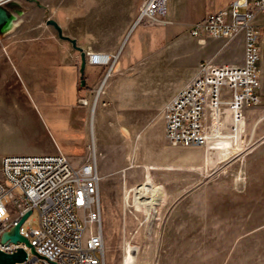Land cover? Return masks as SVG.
<instances>
[{"label":"crops","instance_id":"0c3cea01","mask_svg":"<svg viewBox=\"0 0 264 264\" xmlns=\"http://www.w3.org/2000/svg\"><path fill=\"white\" fill-rule=\"evenodd\" d=\"M126 1L131 11L138 12L143 0ZM233 1L167 0L163 15H158L154 23L135 25L118 47L81 39L80 30L72 29L71 25L80 21L79 10H75L80 0L72 1L69 20L53 16L54 9L59 13L58 0H48L39 8L45 23L31 16L14 37H7V45H0V161L4 155L62 153L76 163L90 154L94 141L96 150L118 155L120 170L133 167L145 140L151 139L152 145L154 141H167L164 111L162 123L157 122V111L164 110L178 90L196 75L203 61L244 64L245 29L231 38L206 32L195 36L190 31L192 25L222 10L227 12L226 20L231 21ZM87 5L103 6L104 12L112 8L111 0H89ZM12 17V28L0 32H9L17 25L18 18ZM48 19L57 21L62 30H71L63 34L75 40L83 51L117 54L103 93L96 96L105 66L86 64L81 72V52L70 40L61 38L56 28L47 24ZM253 23L264 25V12H257ZM257 45L260 82L256 91L261 102L247 110L246 124L259 112L264 113V39H259ZM185 68L189 73L154 105L161 75ZM263 120L261 115L257 122ZM246 134L247 125L238 134L213 136L207 151L220 158L232 155L231 161L239 159L247 150ZM109 136H120L119 142L130 143L129 147L124 149L120 142L115 151ZM261 141L264 135L257 137L253 146L261 145ZM145 169L150 172L155 167L151 163Z\"/></svg>","mask_w":264,"mask_h":264},{"label":"rangeland","instance_id":"374dc122","mask_svg":"<svg viewBox=\"0 0 264 264\" xmlns=\"http://www.w3.org/2000/svg\"><path fill=\"white\" fill-rule=\"evenodd\" d=\"M47 1L3 3L8 15H16L18 22L6 32L9 34L0 32V45H7V37H14L31 16L45 23L39 8ZM72 1L58 0L59 13L54 9L53 16L69 20ZM88 1L80 0L75 8L80 21L71 25L72 29L80 30L81 39L119 47L135 26L137 9L131 11L126 0H111L112 8L104 12L103 6H88ZM187 73L189 68L161 75L154 105ZM157 112V122L162 123L163 110ZM261 115L264 113L245 124L247 150L232 161V155L220 158L207 151L210 138L200 147L172 145L168 140L152 145L147 139L139 148L141 158L123 172L118 155L103 154L93 141L90 153H95L101 176L98 202L105 264H127L129 248H135L136 259L145 264H264V141L253 146L255 139L264 135V120L257 122ZM119 137L109 136L115 151ZM122 142L124 149L129 147L130 143ZM151 163L155 169L149 172L145 166ZM149 187L154 190L153 202L145 193ZM134 191L136 202L132 203Z\"/></svg>","mask_w":264,"mask_h":264},{"label":"built area","instance_id":"2783aa9c","mask_svg":"<svg viewBox=\"0 0 264 264\" xmlns=\"http://www.w3.org/2000/svg\"><path fill=\"white\" fill-rule=\"evenodd\" d=\"M167 0H143L135 25L154 23ZM245 8L242 12L240 9ZM264 12V0H234L231 21L222 10L192 25L191 33L231 38L246 31L244 64L203 61L196 75L164 107L165 136L172 145L203 146L220 134H238L246 112L260 104L257 93L259 48L264 25L253 18ZM117 54L85 51L86 64L105 66L96 96L103 93ZM264 116V115H263ZM0 250L12 254L25 249L27 258L16 264H105L104 232L98 193L101 176L93 153L72 163L62 153L4 155L0 161ZM17 190L19 192H17ZM11 208L15 213L11 214ZM31 210L20 227L37 254L24 242H3L2 236ZM36 212L37 217L32 218ZM29 222H36L35 224Z\"/></svg>","mask_w":264,"mask_h":264},{"label":"water","instance_id":"95a60500","mask_svg":"<svg viewBox=\"0 0 264 264\" xmlns=\"http://www.w3.org/2000/svg\"><path fill=\"white\" fill-rule=\"evenodd\" d=\"M6 1L7 0H0V30H3L6 27V24L8 23L9 19L11 18V15H8L5 8H3L1 6ZM47 24L53 25L56 28V30L58 31V34L61 38H65V39L70 40L73 43V45L76 48H78V50L81 52V72H83L85 69V65H86L85 51H83L82 48L77 47L75 40L70 39L63 34V30L57 21H55L53 19H48ZM30 214H31V210H29L27 213H25L19 219L17 224H15L13 226V228L11 230L5 232L2 236V241L3 242H7V241L24 242V243H26L27 246L30 247V250L33 254H37L35 248L31 245L29 239L20 233L21 225L24 223V221L26 220V218ZM27 253L28 252L22 248L19 249L18 251H16L15 253H12V254H8V253L2 252L0 250V264H16V263L23 262L27 258Z\"/></svg>","mask_w":264,"mask_h":264},{"label":"bare ground","instance_id":"6f19581e","mask_svg":"<svg viewBox=\"0 0 264 264\" xmlns=\"http://www.w3.org/2000/svg\"><path fill=\"white\" fill-rule=\"evenodd\" d=\"M12 19H13V17L11 16V18L9 19V21H8V23L6 24V27L3 29L4 31H6V30H10L11 28H12V25H11V23H12ZM208 142V141H207ZM207 144V143H206ZM206 144H204V145H206ZM203 145V146H204ZM93 149H95V147L93 148ZM148 187V186H147ZM154 192V190L153 189H151L150 187L148 188V191L147 192H145V193H147L146 195H147V197H148V201L149 202H153V200L155 199V197H154V194L152 195V193ZM132 193V197H131V199H130V194ZM130 194H129V199H130V201L132 202V203H135L136 202V192L134 191V192H131ZM151 195H150V194ZM149 194V195H148ZM147 200V199H146ZM135 252H136V250H135V248H129L128 249V251H127V258H126V262H127V264H145V263H141L140 261H138L137 259H136V255H135Z\"/></svg>","mask_w":264,"mask_h":264}]
</instances>
